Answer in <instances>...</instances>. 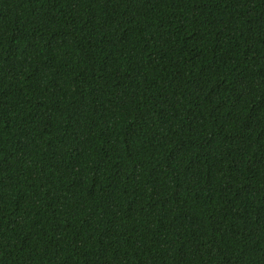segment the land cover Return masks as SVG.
Wrapping results in <instances>:
<instances>
[{"label":"trees","instance_id":"trees-1","mask_svg":"<svg viewBox=\"0 0 264 264\" xmlns=\"http://www.w3.org/2000/svg\"><path fill=\"white\" fill-rule=\"evenodd\" d=\"M0 264H264V0H0Z\"/></svg>","mask_w":264,"mask_h":264}]
</instances>
